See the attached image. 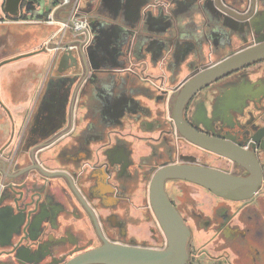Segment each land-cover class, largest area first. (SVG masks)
<instances>
[{
    "label": "flooded vegetation",
    "instance_id": "obj_1",
    "mask_svg": "<svg viewBox=\"0 0 264 264\" xmlns=\"http://www.w3.org/2000/svg\"><path fill=\"white\" fill-rule=\"evenodd\" d=\"M175 1L173 15L185 12V21L167 22L172 55L164 58L163 69L171 73L144 77L147 89L126 86L140 78L139 55L132 56V67L118 64L119 55L51 56L39 99L0 144V264H67L103 239L167 246L150 197L155 172L167 164L154 170L145 164L152 148L142 142L143 133L158 130L152 109L160 103L172 107L168 122L175 135L232 167L174 163L250 174L238 162L184 139L172 111L186 80L264 40V0ZM154 6L167 7L165 0ZM95 41L91 30L87 53ZM183 117L198 132L251 153L261 169L260 184L246 198L219 196L186 180L165 181L168 200L189 231L185 264H264V59L201 88L184 106ZM170 181L203 193L173 198ZM143 189L145 195L139 194Z\"/></svg>",
    "mask_w": 264,
    "mask_h": 264
},
{
    "label": "crops",
    "instance_id": "obj_2",
    "mask_svg": "<svg viewBox=\"0 0 264 264\" xmlns=\"http://www.w3.org/2000/svg\"><path fill=\"white\" fill-rule=\"evenodd\" d=\"M155 1L99 0L95 6L90 0L79 2V9L86 15L90 31L96 37L85 55L100 59L119 55L117 63H123L124 67H132V56L139 55L140 78L132 79L126 86L136 84L141 91L150 87L142 80L144 77L155 79L171 73L170 69L167 72L163 69L164 58L172 55L168 41V29L172 26H167V22L185 21V12L173 15L179 6L175 0H165L167 7L163 10L154 6ZM61 2L25 0L22 4V0H0V144L39 99L47 64L54 55L45 43L51 39L52 44H57L61 37L60 23H48L47 17L52 13L57 21H63L70 13V6H62ZM193 16L198 20V14ZM71 40V35L66 33L62 46ZM75 52L73 55H78ZM76 114L80 116L81 110Z\"/></svg>",
    "mask_w": 264,
    "mask_h": 264
},
{
    "label": "water",
    "instance_id": "obj_3",
    "mask_svg": "<svg viewBox=\"0 0 264 264\" xmlns=\"http://www.w3.org/2000/svg\"><path fill=\"white\" fill-rule=\"evenodd\" d=\"M75 51L78 55H85L82 45L77 46ZM64 55H73V51L67 50ZM262 59L264 40L203 68L186 80L172 111L175 127L184 139L238 162L247 168L250 174L241 177L193 163L164 165L155 172L151 180L150 197L167 246L164 249H153L114 244L103 239L101 246L72 258L67 264H185L189 231L168 200L164 188L166 180L190 181L216 195L234 199L246 198L255 192L261 181V169L255 157L251 153L198 132L186 122L183 110L189 99L213 80Z\"/></svg>",
    "mask_w": 264,
    "mask_h": 264
},
{
    "label": "rangeland",
    "instance_id": "obj_4",
    "mask_svg": "<svg viewBox=\"0 0 264 264\" xmlns=\"http://www.w3.org/2000/svg\"><path fill=\"white\" fill-rule=\"evenodd\" d=\"M171 105L160 103L158 106L153 107L152 111H156L158 116L157 128L158 130L153 133H143V144L151 146L152 153L150 158L146 160L145 164L151 165V169L168 163L174 162H189V161H204L213 166L231 169V163L216 157L215 155L206 154L198 148L189 145L178 135H175L169 124V117L171 114ZM149 150H144L146 153ZM141 163V162H140ZM152 172V171H151ZM168 192L173 198L178 194H196L203 193L201 188L195 187L189 183L170 181L168 184ZM145 195V190L139 192ZM93 244L97 243L95 236H93ZM80 251V250H79Z\"/></svg>",
    "mask_w": 264,
    "mask_h": 264
},
{
    "label": "built area",
    "instance_id": "obj_5",
    "mask_svg": "<svg viewBox=\"0 0 264 264\" xmlns=\"http://www.w3.org/2000/svg\"><path fill=\"white\" fill-rule=\"evenodd\" d=\"M62 6H70V13L67 19L57 21L54 14H49L47 17L48 23H60L59 32L61 34L60 40L57 44H52L51 39L45 43V47L54 55L65 53L67 50H75L77 46L82 45L86 52L90 43V30L87 18L81 14L79 9V0H62ZM66 33L71 35V42L62 46ZM55 36V35H54Z\"/></svg>",
    "mask_w": 264,
    "mask_h": 264
},
{
    "label": "trees",
    "instance_id": "obj_6",
    "mask_svg": "<svg viewBox=\"0 0 264 264\" xmlns=\"http://www.w3.org/2000/svg\"><path fill=\"white\" fill-rule=\"evenodd\" d=\"M23 2H25V0H22V4H23Z\"/></svg>",
    "mask_w": 264,
    "mask_h": 264
}]
</instances>
